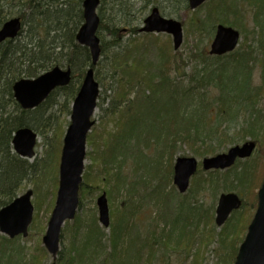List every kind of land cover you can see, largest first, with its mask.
I'll list each match as a JSON object with an SVG mask.
<instances>
[{"label": "trees", "instance_id": "obj_1", "mask_svg": "<svg viewBox=\"0 0 264 264\" xmlns=\"http://www.w3.org/2000/svg\"><path fill=\"white\" fill-rule=\"evenodd\" d=\"M100 1V29L108 30L116 38L113 46L120 43L118 35L123 30L130 37L140 35V27L135 24L137 21L143 22L147 8L151 5L160 10L171 8L172 15H177L180 11L186 13L183 27L188 39L193 28L209 36H212L218 24L243 30L241 4L246 2L255 10V23L259 29L257 35L262 84L258 88L252 87L251 62L255 59L252 60L254 52L249 50L251 45L248 42L242 45L245 48L242 52L236 50L217 57L211 56L203 48L193 55L200 59L203 69L197 72L201 82L197 88L192 89H179L170 79L169 70L179 55L174 51L169 36L144 35L149 41L160 44L155 65L147 57V43L141 42L143 47L139 50L137 39L130 41L125 52L114 55L111 66L118 74V89L115 90L113 102L110 104L109 118L103 124L104 129L97 134V140L94 139V134L89 136L96 149L90 153L92 163L83 177L84 186L81 190L83 194L102 190L112 197L126 189L127 201L122 203L119 212L110 205L112 224L109 237L98 224L96 217L90 225L86 224L85 233L89 236L86 242L87 253L76 264H98L100 259L102 261L99 264H155L158 260L164 263L168 262L169 255L176 252L192 255L193 264H205L206 246L215 242L216 238L218 252L222 251L216 264H234L239 245L257 208V191L262 183L264 163L254 168L238 162L223 172L199 170L192 179V188L188 191L190 194L184 196V200L172 209L165 208V205L169 203V199H175L176 191L173 189L165 192L161 177L165 184L171 181L178 145H188L201 157L215 155L222 146L229 143L232 145L227 139L224 125L228 121L236 124L244 112L249 113V117L247 120L243 116L246 126L240 129L241 133L237 136H251L260 146V150L262 149L264 119L262 120L263 111L258 105L264 96V0H208L195 12L189 10L187 0ZM83 2L84 0H4V5L0 6V25L13 17H19L23 22L19 37L0 46V209L18 197L26 183L37 181L42 170L45 172L50 163H54L58 169L71 106L81 87L86 69L91 66L89 50L76 42V35L83 24ZM202 9H206L204 17L198 15ZM107 12L111 17L105 20ZM122 12H126L128 18L124 22H115ZM231 16L236 19L232 21ZM117 24L126 27L120 29ZM101 49L104 55L106 44H101ZM234 65L238 66L233 70H236L238 81L233 84L230 80L228 82L227 75ZM57 66L71 68L73 77L70 85L56 89L34 110L21 109L14 99L15 82L21 78L35 79ZM213 66L216 68L213 69ZM211 82L218 88L212 97L198 94L194 98L195 91ZM158 95L160 98L163 95L160 102L165 114L160 108L155 116L158 119L150 117L155 127L153 135L146 137L144 143L140 144V139L130 133L125 151H118L120 129L126 128L132 118L138 115L139 108L157 103L160 99ZM194 100L197 103L191 107ZM173 110L176 112L170 116ZM161 118H164L162 123ZM108 123H113L112 131L107 129ZM22 128L32 129L44 139L49 147L47 158L31 163L14 152L13 136ZM261 130L263 135H260ZM215 140L216 147L212 143L206 144L207 141ZM133 145L146 159L144 163H140L135 153L131 152ZM129 161L132 162L133 170L126 174ZM36 189L33 190L37 206L35 221L41 200L40 189L38 194ZM204 190L210 191L214 198L227 192H249L250 201L244 202L242 211L232 214L218 234L213 207L204 209V205L196 199ZM53 197L56 198L55 194ZM190 199L196 202L188 201ZM143 200L154 202L158 217L164 220L165 224L160 232L151 226L142 227L139 224L141 207L137 208L134 202L140 203ZM162 210H165L164 215L160 213ZM125 221L128 223L127 227L123 226ZM31 228H34V221ZM128 239L133 246L127 245ZM0 241L10 242L1 235ZM195 244L198 245V250L194 253ZM74 247L75 245L71 248ZM41 251L45 256L42 248ZM71 252L72 249L69 250L68 257H62V253H59L60 264H75ZM32 257L28 264L34 263Z\"/></svg>", "mask_w": 264, "mask_h": 264}, {"label": "rangeland", "instance_id": "obj_2", "mask_svg": "<svg viewBox=\"0 0 264 264\" xmlns=\"http://www.w3.org/2000/svg\"><path fill=\"white\" fill-rule=\"evenodd\" d=\"M139 1V0H138ZM142 3V2H140ZM4 5V0H0V6ZM154 6H150L147 8V11L144 15V18H146L151 9ZM242 7V12H241V22H242V28L243 30H240L241 33V42L239 44V47L237 48V51H245V48L242 47V45L245 42H248L249 45H251V48L249 50H252L254 52L252 56V60L255 59V61L251 62L252 66V87H260L262 84V78H261V66H260V50L258 47V32L259 29L256 26L255 23V10L251 8L250 6L247 5L246 2H243L241 4ZM99 11V10H98ZM161 15L166 17V18H174L177 19L178 21L185 23L186 20V13L184 14L182 11L178 12L177 15H172L171 13L173 10L171 8H166L160 10ZM110 13L107 12L105 14V20L109 17ZM116 18L115 22H124L128 17L126 15V12H122V14H119ZM199 16L204 17L206 15V9H202L198 13ZM111 17V16H110ZM109 17V18H110ZM264 18V15L262 16ZM230 19L233 21L236 19L235 16H231ZM104 21V20H103ZM139 27L143 26V22H136ZM106 24V23H104ZM117 26L120 29H124L126 26L123 24H117ZM264 29V27H263ZM183 32H184V41L181 46V48L177 51L178 55L176 57V60L174 63H172L171 68L169 70L170 74V79L174 83L175 86H179L181 89H192L197 88L200 78L197 77V72L203 69V64L201 63L200 59L193 57V55H196L197 52L203 48L207 49V52L210 50V45L211 42L214 38L215 32L212 34V36H209L206 33H202L198 31L196 28H193L191 30V33L189 32L188 34V39L186 37V31L185 28L183 27ZM99 37L101 39V44H106V49H105V54H101V59L99 64L97 65L96 68V79L100 84V89H101V94H100V99L98 102V107L95 112V121L96 124L92 128L91 132L89 133V136L94 134V139L97 140V134L101 133L102 130L104 129L105 122L108 120V110L110 107V104L113 102L114 99V93L115 90L118 89V74L115 72V70L111 66V59L114 55H117L118 53H123L125 52L126 49L129 48V43L131 40L137 39V46L139 50L142 49L143 45H141V42H146L148 46L147 52V57L149 61H151L154 65L157 63V48L159 47L160 44H155L152 40L149 41L144 37V35H136V36H129L127 31L123 30L119 33V39L120 43L118 45H114V38L113 35L106 29H100L99 30ZM154 36H167L165 34H160V35H154ZM170 37V36H169ZM171 39V37H170ZM162 41L166 40L164 38H161ZM172 41V39H171ZM141 45V46H140ZM173 46V45H172ZM144 50V49H143ZM153 65V66H154ZM238 66L234 65L232 70L229 72L227 75V80L231 83H236L238 81L237 75H236V70L233 72L234 69H236ZM88 68V67H87ZM216 67L213 66V69ZM233 72V73H232ZM232 73V77L230 79V75ZM199 91H195V96L198 94H207L209 97H212L216 93L217 87H215V83L211 82L209 84H205L204 87H200ZM135 90V89H134ZM237 90V89H236ZM160 98V95L157 96ZM133 98V96H132ZM160 100H163V95L161 98L158 100L157 103H155L152 106L144 107V108H139V113L136 117L132 118L131 122L128 123L126 128H121L120 133L118 136V151H125V148L128 146V137L130 133H134L135 138L140 139V144L144 143L145 138L148 136L153 135L155 132V127L153 125V121L151 120L150 117L154 119L155 116L159 113L160 108L161 112L165 114L163 105L161 104ZM197 103L196 100H194L191 103V107H193ZM259 108L262 109V120L264 119V96L261 99L259 103ZM176 111H172L170 116L174 115ZM246 116V119L248 120L249 113L244 112L241 113L238 121L236 124H233V122L229 121L224 125V130L227 133V139L228 141L232 142L233 144L230 145L227 144L225 147L217 148L220 149V151L217 150L216 154L219 153H224L226 152L229 148L233 146H241L245 142L248 141H253V138L251 136H237L238 133H241L240 129L245 127V119L243 116ZM70 118V117H69ZM68 118V121L70 120ZM164 118L160 119V122L162 123ZM162 120V121H161ZM69 125V124H68ZM66 126V130L67 127ZM107 129L112 131L113 130V123H108ZM66 132V131H65ZM260 135H263V130L260 131ZM88 136V141H87V155L85 159V168H84V173L83 177L85 176V173L87 172V169L91 166V158H90V153L94 152L96 149L95 147L92 146L91 141L89 140ZM212 143V144H211ZM256 143V150L252 157H250L247 160H241L240 163H243L244 165H250L254 168L257 167V165H261L264 163V145H262V149L260 150V146H258V143ZM207 145L211 144L214 147H216V140L215 142H206ZM49 149V147L45 144V141L42 137H39L37 147H36V157L33 160H30L29 162L33 163L35 161H41L45 158L46 152ZM131 152H134L137 160L140 161V163H144L146 161L145 158H143L140 155V152L136 146H132ZM201 157L200 155L196 154L188 145L183 144V145H178L176 150H175V155H174V160H173V166L175 164V161L177 158L180 157H194L198 160L199 163H201L202 159L205 157ZM213 156V155H212ZM154 157V156H153ZM60 162V156H59V161ZM166 162V161H165ZM166 164H164V170H165ZM133 167H132V162L129 161L127 164V168L125 169V173L128 174L132 172ZM201 170V166L199 168ZM204 172V171H201ZM222 176H220V179ZM161 181H163L162 187L164 188L165 192H171L173 189L176 191L175 199H169V203L165 205L166 207H170L171 209L177 207V204L182 202L184 200V196L190 194L187 192L185 195H181L176 187L173 184V176L170 182L167 184L164 183L163 177H161ZM152 183L150 184V186ZM58 186H59V163H58V169L55 167V164L50 163L49 166H47L45 172H41L39 175V178L35 182H28L24 185L22 192L19 195H23L25 192L28 190H35L37 194L39 193L40 189V198L39 200V206H38V217L37 221L34 220V228L29 229V234L27 237H18L15 238L14 240H10V242L7 241H0V264H28L31 257L33 260V264H52L54 262L52 256L48 254L46 251L45 247L43 246L42 243V238L45 234V230L48 224V220L51 216L52 213V205L53 202L55 203L54 199V194L56 196L57 191H58ZM84 186V178H83V183L81 188ZM149 186V190H150ZM155 187L152 186L151 189ZM192 188V183L190 186V189ZM125 190L121 193V195H117V193L113 194L112 197L106 192L102 190H98L94 193L88 194V192H85L83 194V191L80 190V208L77 213V218H75L73 221L65 224L63 231H62V236H61V241H60V252L62 253V257L69 256V250L72 249L71 254L75 258V264L76 262H79L83 260V258L86 256L87 253V248L88 244V234L85 233L86 231V224L90 225L93 218L96 217L98 224L100 227L105 231V234L107 237L110 236V229H105L101 226L98 218V208L96 205V200L97 197L100 196L103 192L107 194V198L109 201V207L112 205L115 210L118 209V212L121 209V205L124 201H127V198H125ZM34 192V191H33ZM235 193L239 194L241 198H243L244 202H249L250 198L248 196L249 192L246 194L245 192L241 191H234ZM220 194L214 198L211 194L210 191L204 190L198 197H196L197 201L199 203H202L204 205V209H209L213 207V212H214V224H215V217H216V206L217 202L219 199ZM36 194L33 193L32 197V203L35 207V214H36ZM191 202H196L193 200H188ZM136 207H141L140 208V217L141 221H139L140 225L142 227L146 226H151L152 229L155 228L157 229L158 232L163 228L165 222L163 219L158 217V209L154 205V202L150 200H143L142 202H134ZM117 208V209H116ZM243 208L240 210L242 211ZM161 215L165 214V210H162ZM111 217V213H110ZM230 219V218H229ZM138 222V220L136 221ZM112 224V221H111ZM127 224V225H126ZM123 226H128L127 221L123 224ZM202 227V225H201ZM216 233H220L222 228L219 229V227L216 226ZM45 229V230H44ZM2 237H5L1 235ZM6 238V237H5ZM83 238V239H82ZM125 238V237H123ZM8 239V238H7ZM81 240V242H80ZM77 242H80L77 244ZM128 246H133L132 241L129 239L126 240ZM95 244L97 241L95 240ZM75 245L74 248H71ZM240 246V245H239ZM77 247V248H76ZM41 248L44 250L43 255ZM71 248V249H70ZM218 238L215 239V242H211L206 246V254H205V264H216L218 257L220 253L218 252ZM198 250V245L195 244L193 247V252L195 253ZM218 252V253H217ZM60 258L61 255L59 254L58 257L55 259V264H60ZM102 259L98 261V264L101 263ZM155 264H193L192 261V255H187L182 252H176L172 253L169 255V260L168 262H160L159 260L155 262Z\"/></svg>", "mask_w": 264, "mask_h": 264}, {"label": "water", "instance_id": "obj_3", "mask_svg": "<svg viewBox=\"0 0 264 264\" xmlns=\"http://www.w3.org/2000/svg\"><path fill=\"white\" fill-rule=\"evenodd\" d=\"M191 11L197 10L207 0H187ZM99 0H84L83 25L76 35L79 45L90 51L92 66L85 73L80 90L72 104L70 124L63 139L59 167V189L55 207L47 224L43 237V245L55 260L60 250V237L66 222L75 219L79 209V192L83 182L87 138L95 125L93 120L100 94L99 83L95 79L94 67L100 60L101 48L97 32L100 19L97 15ZM22 29L19 18H13L0 28V45L6 40H14ZM146 34H167L173 38L175 50L183 43L182 24L173 19H166L154 8L144 20L140 30ZM241 39L240 32L222 24L216 28L210 46V55L223 56L236 50ZM70 68L55 67L36 79H21L13 86L16 102L23 110H33L43 104L57 88L71 83ZM37 134L29 128L16 131L12 145L14 152L25 159H33L37 145ZM256 148L255 142L249 141L242 146L230 148L227 152L202 160L204 171H224L235 165L237 160H245L252 156ZM199 162L193 157L178 158L174 165L173 183L181 194H185L190 186L191 178L197 173ZM33 192L27 191L15 199L10 205L0 210V233L14 239L27 237L33 221L34 207L31 202ZM99 221L104 228L110 226V213L106 193L97 198ZM243 201L236 193L221 194L216 208L215 223L221 228L234 211L240 210ZM55 264V263H53ZM234 264H264V177L258 191V206L248 227L244 241Z\"/></svg>", "mask_w": 264, "mask_h": 264}, {"label": "bare ground", "instance_id": "obj_4", "mask_svg": "<svg viewBox=\"0 0 264 264\" xmlns=\"http://www.w3.org/2000/svg\"><path fill=\"white\" fill-rule=\"evenodd\" d=\"M21 79H28V78H21ZM20 79V80H21ZM19 81V80H18ZM18 81H16V82H18ZM15 82V83H16ZM176 87H179V86H176ZM179 89H181L180 87H179ZM123 192V190H121L117 195H121V193ZM127 195H128V193H127V191H125V198H127ZM125 202V201H124ZM100 222V221H99Z\"/></svg>", "mask_w": 264, "mask_h": 264}]
</instances>
